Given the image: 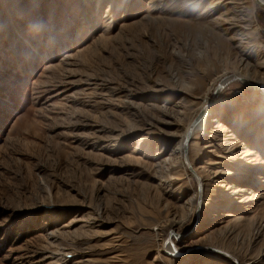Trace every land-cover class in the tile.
<instances>
[{"label":"rangeland","instance_id":"1","mask_svg":"<svg viewBox=\"0 0 264 264\" xmlns=\"http://www.w3.org/2000/svg\"><path fill=\"white\" fill-rule=\"evenodd\" d=\"M244 81L264 84L256 0H0V264H264Z\"/></svg>","mask_w":264,"mask_h":264},{"label":"bare ground","instance_id":"2","mask_svg":"<svg viewBox=\"0 0 264 264\" xmlns=\"http://www.w3.org/2000/svg\"><path fill=\"white\" fill-rule=\"evenodd\" d=\"M256 2L259 5H263L264 6V0H256ZM235 79H241L243 78L241 73H235L231 76L225 77L224 79H222L217 87H214L213 90L216 88V93L222 88L225 87V85L228 83V81H230L232 78ZM247 88L251 89L253 91V87H255V89H262L264 88V84H255L252 81H244L243 83ZM212 94H214V91H212ZM210 96H206L205 98L203 97L202 99V103L200 104L198 110L193 114V116L191 117L190 121L188 122L187 126L185 127V130L183 132V134L181 135V139L180 141L177 143V147L175 148V152L177 155H180L184 158V160L186 159V161L188 162V164L190 165L188 158H186V150H187V144L189 142L190 136L194 135L195 133H200L203 129L208 128L210 126L209 122H210V109H209V102H210ZM213 97V96H211ZM201 117V118H200ZM198 119V120H197ZM187 139V140H186ZM212 141H209V143H211ZM196 178L199 180V176ZM198 185L200 186V183L198 181ZM200 188V187H199ZM199 193H197V196L195 194L194 198L195 201L194 204L196 206L198 199H200V191H198ZM198 206V205H197ZM262 231L264 232V223L262 224ZM260 233V232H259ZM179 234H177V239H179ZM170 237V236H169ZM175 244V243H174ZM173 243H169V245H167L165 247V251L169 254H174L175 250H176V246ZM177 251V250H176ZM220 251V250H219ZM222 253V252H221ZM230 255V254H229ZM230 258H232V263L231 264H240V261L235 257V256H231ZM238 260V261H237ZM81 262V261H78Z\"/></svg>","mask_w":264,"mask_h":264},{"label":"water","instance_id":"3","mask_svg":"<svg viewBox=\"0 0 264 264\" xmlns=\"http://www.w3.org/2000/svg\"><path fill=\"white\" fill-rule=\"evenodd\" d=\"M216 94V93H215ZM198 120V119H197ZM187 140V139H186Z\"/></svg>","mask_w":264,"mask_h":264}]
</instances>
